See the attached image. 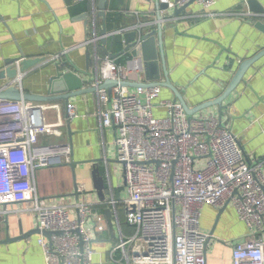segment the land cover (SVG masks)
Returning <instances> with one entry per match:
<instances>
[{
    "label": "crops",
    "instance_id": "1",
    "mask_svg": "<svg viewBox=\"0 0 264 264\" xmlns=\"http://www.w3.org/2000/svg\"><path fill=\"white\" fill-rule=\"evenodd\" d=\"M216 0L212 7L216 17L202 15L205 11L198 2L188 4L177 16H171L174 7L162 10L163 50L165 66L171 82L190 107L215 100L222 95L238 66L264 49V12L250 10L262 7L264 0ZM105 6L104 11L100 5ZM102 12L105 14L102 15ZM157 0H0V71L11 59L24 56L45 59L38 65L21 71L18 87L23 91L46 95L52 87L57 92L72 91L81 85L91 87L97 77L98 60L108 56L102 48L95 53V42L86 44L106 26L107 49L120 53L125 47L120 39L111 44L112 33L126 32L141 25L143 31L158 29ZM87 49H91L89 59ZM134 49L116 56L126 63L133 56L142 58L143 73L133 74L131 82L139 84L165 81V70L159 46V35L151 39L143 53ZM54 57L56 59H54ZM72 72L70 80L57 77L59 72ZM10 79H1L0 88ZM129 81V82H130ZM161 99H175L171 88L162 87ZM135 92L137 86H128ZM30 102V101H28ZM75 105L77 116L68 117L66 100L46 101L47 122L57 126L60 135L43 132L40 144L71 143L70 164L44 167L35 172L38 195L48 205L80 201L92 203L106 217V229L95 233L93 222L87 227L93 231L92 246L96 250L90 264H120L112 258V251L123 237L134 235L135 227L127 221L122 204L109 203L112 198L128 197L125 168L117 162L116 127L104 128L99 115L98 91L77 94L69 99ZM157 102V101H156ZM157 104V103H156ZM222 121L239 138L244 154L251 160L264 158V55L249 67L234 92L223 102ZM8 107V106H7ZM0 102V135L7 136L4 125L6 108ZM158 113H164L161 107ZM220 115V106H211L196 112ZM97 178L103 186L97 187ZM76 194V195H75ZM26 206L25 204L23 205ZM20 203L2 205L6 215L0 213V264H45L44 250L39 243L40 233L27 238L3 242L9 237L37 227V216L20 210ZM110 210L112 229L109 226ZM201 228L210 234L220 210L204 205ZM72 213L77 215L72 209ZM206 253L207 264H234L233 252L246 240L249 228L239 217L234 206L223 211ZM122 256L118 249L117 259Z\"/></svg>",
    "mask_w": 264,
    "mask_h": 264
},
{
    "label": "built area",
    "instance_id": "2",
    "mask_svg": "<svg viewBox=\"0 0 264 264\" xmlns=\"http://www.w3.org/2000/svg\"><path fill=\"white\" fill-rule=\"evenodd\" d=\"M215 1L160 0L174 8L199 2L205 10L202 15L208 17L218 14L212 11ZM16 66L19 75L13 83L18 87L23 77L20 61ZM135 73H143L142 58L133 56L121 63L106 56L98 60L91 87L112 79L129 82ZM97 91L101 125L117 129V159L124 163L128 191L127 198L115 197L109 203L122 204L136 230L117 243L113 260L207 264V243L213 235L201 228L202 209L212 205L220 210L231 203L249 228L246 240L234 249V264H264V158L251 161L220 118L213 113L190 117L178 100L161 99L158 85L137 86L133 92L118 83ZM157 106L164 115H158ZM66 108L69 118L77 116L73 103ZM4 125L8 135H0V207L20 203V210L37 216L41 231L53 232L50 238L43 234L39 238L45 264H90L96 253L93 231L106 229L105 214L85 201L48 205L34 180L38 169L70 164L71 143H39L43 132L60 135L58 127L47 122L43 102L20 101L7 107ZM0 213L8 210L0 208ZM89 221L93 231L87 227ZM118 249L122 256L116 259Z\"/></svg>",
    "mask_w": 264,
    "mask_h": 264
},
{
    "label": "water",
    "instance_id": "3",
    "mask_svg": "<svg viewBox=\"0 0 264 264\" xmlns=\"http://www.w3.org/2000/svg\"><path fill=\"white\" fill-rule=\"evenodd\" d=\"M101 3L103 2V0H100ZM255 0H249L248 4L251 5V3H253ZM158 2V13H157V17H158V29L157 30H152V31H143V28L141 25H138L136 28L134 29H129L126 32H121V31H115L112 33V38H111V44L115 45L116 42H119L120 39H122V41L125 44V47L122 49V51L120 53H114L113 49L108 50L107 49V39H108V33H107V29L106 26H104V28L100 31V38L97 42H95V53H96V57H98L97 54V49L98 48H102L105 53L108 56H112V57H116L119 54L125 53V52H129V50L134 49V53H139L140 54H144L143 53V47L146 46V44L153 38L156 37V34L159 35V46H160V52H161V57H162V61H163V68L165 70V81H152V82H147V83H133V82H128V81H121L118 82L117 80H106L103 84L99 85L98 87H104L107 89L112 88V86L117 85L118 83H120L121 85H125V86H143V87H147V86H154V85H158V86H162V87H168L171 88L173 90V92L175 93V99L178 100L182 105H184L187 113L189 114L190 117H194V114L196 112H201V110L211 107V106H220V119L222 121V111L223 109H225L227 106L225 104H223V102L229 97V95L234 92V90L236 89L237 85L240 83V81L242 80V78L244 77L245 73L247 72V70L249 69V67L253 64V62H255L257 59H259L260 57H262L264 55V49L262 51H260L259 53H257L256 55L252 56V58L249 59H245L243 60V62H241V64L238 66V70L235 72V75L233 76L232 80L230 81V83L227 85L228 87L226 88V90L223 92L222 95L218 96L217 99L215 100H210L207 102H203L201 103V105L197 106V107H190V105H188L184 99V97L182 96L181 92L179 91V89L174 86V84L171 82L170 77H169V70H167L166 66H165V52L163 50V29H162V23L164 20V17H162L161 15V11L164 10H169L170 6L163 2L161 3L160 0H157ZM192 3V2H191ZM190 4V3H189ZM188 5V4H187ZM180 6V7H176L173 11V13L171 14V16H177L179 13H181V11L187 6ZM101 10L104 11L105 6L103 4L100 5ZM250 10H255V11H259V12H264V9L262 7H251L250 6ZM102 15L105 16V14L102 12ZM259 26L264 30V22H260ZM136 53V54H137ZM87 55L89 57V59L92 57L91 54V49H87ZM23 57L21 59H11L8 61V66L4 69L0 71V80L1 79H10L11 81L9 83L6 84V86H3L2 88H0V102L3 104V107H9L12 106L14 103L16 102H20V101H30V102H35V103H42V102H46V101H60V100H66L67 102H69V99L73 96H77V94H82V93H86V92H90V91H95L97 90L98 87H82L81 85L73 88L72 91H61L59 90L58 92L56 90H54L52 87L49 90V93L44 95H39V94H34L28 91H23L22 89H20L19 87H17L16 85H14V80L18 77V67L16 66V62L20 61V71L29 69L32 66H36L38 64H40L45 58L43 56L41 57H37V58H29L27 56L22 55ZM70 74H72V72H59V75L57 77H53V80L59 78V77H64L67 81L70 80ZM73 75V74H72ZM224 123V121H222ZM225 125V123H224ZM117 162L122 163L124 165L123 162H121L118 159H115ZM72 163V162H71ZM74 164V162L72 163V165ZM75 165V164H74ZM97 174H98V169H96L93 173L95 181H96V186L97 187H102L103 186V180L102 178H97ZM76 195V194H75ZM229 205V203H226V205L224 207H222V209H220V213L219 216L217 217L216 223L213 226L214 228L211 230L210 235H214L215 229H216V224L219 221L223 211L225 210V208ZM174 211V215L176 214L175 208H173ZM107 213L109 214V226L110 229H112V219H111V213L110 210H107ZM20 235L19 236H14V237H9L7 240H3V242H9L11 240H19V239H23V238H27L29 235L33 234V233H40L43 234L45 236H47L48 238L51 237V235L53 234V232L46 230V231H41L38 227H36L35 229H31L28 230V232H23L20 231ZM61 233V232H60ZM110 264V263H109Z\"/></svg>",
    "mask_w": 264,
    "mask_h": 264
},
{
    "label": "rangeland",
    "instance_id": "4",
    "mask_svg": "<svg viewBox=\"0 0 264 264\" xmlns=\"http://www.w3.org/2000/svg\"><path fill=\"white\" fill-rule=\"evenodd\" d=\"M158 115H164V113L158 114ZM202 219H203V213L201 215V224H202Z\"/></svg>",
    "mask_w": 264,
    "mask_h": 264
}]
</instances>
